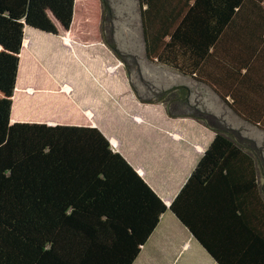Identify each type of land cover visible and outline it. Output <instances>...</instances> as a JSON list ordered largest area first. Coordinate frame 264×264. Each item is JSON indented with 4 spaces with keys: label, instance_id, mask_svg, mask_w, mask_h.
<instances>
[{
    "label": "trees",
    "instance_id": "16d2710c",
    "mask_svg": "<svg viewBox=\"0 0 264 264\" xmlns=\"http://www.w3.org/2000/svg\"><path fill=\"white\" fill-rule=\"evenodd\" d=\"M138 5L147 60L205 84L264 130V0ZM111 17L108 0H0V264H131L167 208L218 264H264V155L186 86L142 95L132 85L140 102L215 132L169 206L98 128L10 123L25 26L101 34L131 79L137 58L104 37Z\"/></svg>",
    "mask_w": 264,
    "mask_h": 264
},
{
    "label": "crops",
    "instance_id": "0c3cea01",
    "mask_svg": "<svg viewBox=\"0 0 264 264\" xmlns=\"http://www.w3.org/2000/svg\"><path fill=\"white\" fill-rule=\"evenodd\" d=\"M81 37L59 26L56 34L25 26L10 123L98 128L112 150L169 206L215 132L190 117H169L163 103H141L124 63L99 36ZM225 110L240 118L227 105ZM258 179L264 187V173ZM246 210L248 215L253 212L244 204L245 217ZM193 246L203 260L205 253L210 257L207 264H218L167 208L131 264H199L191 252L186 253Z\"/></svg>",
    "mask_w": 264,
    "mask_h": 264
},
{
    "label": "rangeland",
    "instance_id": "374dc122",
    "mask_svg": "<svg viewBox=\"0 0 264 264\" xmlns=\"http://www.w3.org/2000/svg\"><path fill=\"white\" fill-rule=\"evenodd\" d=\"M108 2L112 10V17L107 19L105 23V39L109 37L110 33L113 34L112 37L117 46L126 52L132 53L137 58V66L133 68L131 79L129 78L131 89L133 85L139 93L147 95L146 90L149 86L155 89L186 86L189 90V100L192 103H202L207 106L205 108H210L214 114H222L225 118L220 117L218 114L217 116L222 118L229 127L234 126L233 129L239 131L244 136L246 135L245 137L254 140L256 147L264 155V132L254 125L244 122V120L235 116L230 110L226 111V105L211 88L189 77L182 76L164 65L146 59L143 52L138 0H108ZM99 37L104 42L101 34ZM189 250L186 253L191 252L199 264H207V260L210 261V257L205 252V260H203L201 255L198 254L200 251H197L198 249L194 246L193 249Z\"/></svg>",
    "mask_w": 264,
    "mask_h": 264
}]
</instances>
